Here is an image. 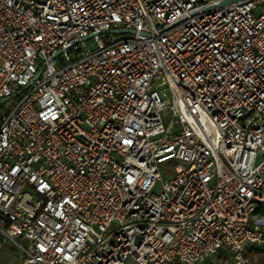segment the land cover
Returning a JSON list of instances; mask_svg holds the SVG:
<instances>
[{"label": "built area", "instance_id": "2783aa9c", "mask_svg": "<svg viewBox=\"0 0 264 264\" xmlns=\"http://www.w3.org/2000/svg\"><path fill=\"white\" fill-rule=\"evenodd\" d=\"M222 1L0 0V248L19 264L264 254V0Z\"/></svg>", "mask_w": 264, "mask_h": 264}, {"label": "rangeland", "instance_id": "374dc122", "mask_svg": "<svg viewBox=\"0 0 264 264\" xmlns=\"http://www.w3.org/2000/svg\"><path fill=\"white\" fill-rule=\"evenodd\" d=\"M251 264H264V254L251 252L248 255ZM0 264H19L13 248H0Z\"/></svg>", "mask_w": 264, "mask_h": 264}, {"label": "water", "instance_id": "95a60500", "mask_svg": "<svg viewBox=\"0 0 264 264\" xmlns=\"http://www.w3.org/2000/svg\"><path fill=\"white\" fill-rule=\"evenodd\" d=\"M240 1H243V0H223L220 5H229L233 2H240ZM18 93L14 94V96H16ZM7 99L4 98L3 100L0 101V106L6 101Z\"/></svg>", "mask_w": 264, "mask_h": 264}, {"label": "trees", "instance_id": "16d2710c", "mask_svg": "<svg viewBox=\"0 0 264 264\" xmlns=\"http://www.w3.org/2000/svg\"><path fill=\"white\" fill-rule=\"evenodd\" d=\"M251 252H255V251H251Z\"/></svg>", "mask_w": 264, "mask_h": 264}]
</instances>
